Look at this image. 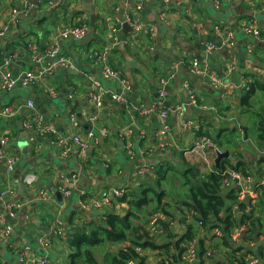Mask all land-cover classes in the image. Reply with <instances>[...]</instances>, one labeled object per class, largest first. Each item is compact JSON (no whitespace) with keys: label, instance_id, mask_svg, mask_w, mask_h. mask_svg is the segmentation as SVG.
<instances>
[{"label":"crops","instance_id":"0c3cea01","mask_svg":"<svg viewBox=\"0 0 264 264\" xmlns=\"http://www.w3.org/2000/svg\"><path fill=\"white\" fill-rule=\"evenodd\" d=\"M220 2L217 7L214 0H0L3 33L0 86L4 73L19 79L27 71L37 72L52 63V59L40 57L47 45L58 43V56L73 61L71 69L57 68L51 75L39 76L30 88L23 87L19 80L9 91L0 88V140L7 139L5 144L0 143V264H31L43 256L50 264H70L74 250L68 243L76 228L98 224L109 211L120 216L128 211V203L118 200L105 210L93 208L91 200L109 189L123 190L136 199L142 198L150 187L164 189L168 194L164 201L169 205L167 214L153 211L151 202L146 212L152 213L142 220L144 230L147 231L149 219L157 216L159 225L166 224L168 231L161 227L160 234L148 235L157 236L158 243L172 242L170 254L176 252L175 241L186 235L192 239L181 238V241H194L197 253L199 242L210 252L212 243L208 240L212 230L204 229L189 216L191 209L183 204L190 202L186 198L187 188L177 187L179 180L175 175L190 166L204 178L219 168L215 162L218 155L213 149L192 150L198 137L204 135L223 152L227 151L226 159L252 177V187L259 176L261 180L264 176V146L260 147L249 134L251 121L239 105L244 77L248 81H264V46L244 30L251 21L264 29V3L262 0ZM79 21L88 26L84 39L57 38L61 27ZM137 21L145 30H134L133 23ZM127 23L129 30L124 27ZM216 26L232 31L233 47L225 46L223 39L214 35ZM204 41L215 44L211 57L203 54ZM100 54H104V61L99 60ZM193 58L202 68L214 72L221 84L190 75L188 63ZM105 64L120 70L128 80L127 103L143 109L155 105L161 88L160 77L175 66V76L167 86V116L163 119L152 114L142 116L133 108L115 102L112 96L120 92V85L103 77ZM228 65L235 69L223 75ZM186 81L194 91L196 102L191 101L183 86ZM222 86L226 88V96ZM20 88L28 89L38 98L27 100ZM91 93L101 95V107L92 103ZM254 95L257 101L251 109L264 113V90L256 89ZM56 98L63 104L61 107L49 104ZM7 107L9 112L5 114ZM39 108L51 121L44 118ZM63 111L66 116L62 115ZM36 113L56 134L41 136L24 128L23 121ZM162 123L168 124L171 131L164 139L167 147L163 152L159 150L162 141L156 136ZM58 136H77L86 148L82 152L71 142V150L64 156L55 141ZM226 139L231 141L230 147L216 142ZM149 150L152 152L144 154ZM12 153L18 156V163L7 175L6 156ZM143 166L150 173H138ZM16 170L20 174L15 178ZM227 170L236 172L228 164ZM159 171L164 180H172V186L177 179L172 193L164 181L158 183ZM65 187L70 189L68 195L64 193ZM231 189L233 185H222L221 197L226 199ZM56 222L61 224L60 234L53 230ZM239 232L236 228L235 238ZM43 238L45 245L41 242ZM236 242L239 246L240 240ZM128 245L126 242L121 247ZM261 247L264 249V232L251 250L258 255L256 251ZM227 251L217 247L215 261L205 259V264H228L224 258ZM141 257L144 264L172 261L169 254L150 247L143 249ZM251 257L256 264H264V251L260 257ZM197 261L187 264H198ZM172 263L181 264V261Z\"/></svg>","mask_w":264,"mask_h":264},{"label":"trees","instance_id":"16d2710c","mask_svg":"<svg viewBox=\"0 0 264 264\" xmlns=\"http://www.w3.org/2000/svg\"><path fill=\"white\" fill-rule=\"evenodd\" d=\"M250 77L252 78V76ZM256 89L264 90V81L260 82L253 79L248 81L244 87L239 103L244 111L253 109L252 106L257 101L254 95ZM255 119L257 121L256 140L258 145L262 147L264 146V113H255ZM216 142L219 145L224 144L226 147L231 146V141L228 139L225 141L216 140ZM227 164L233 171L245 174V169L240 170L241 166L232 164L229 159L224 158L220 162L219 168L204 178H201L198 170L190 166L183 173L176 176H178L180 186L183 185L182 187L187 188L188 195L186 194V198L190 202L183 204L196 213V216L193 217L201 222L204 229L219 228L221 230L222 236L220 238L210 235L208 240L212 243L210 252L211 248L222 246L228 250L224 256L228 264H245V257L249 255L260 257L264 251L261 247L256 251L258 255H255L251 250L254 249L259 236L264 232V185L261 183L262 180L259 176L254 188L257 195L255 199L239 200L235 188L228 191L226 199L222 198L221 182L223 176L221 173L226 170ZM158 174V183L164 181V186L168 187L170 193H172V180L168 178L164 180L160 171ZM167 195L164 189L153 187L148 188L142 198L136 199L127 195V197L118 200L129 205L125 215L120 216L109 211L104 214V219L98 224L76 228L68 243L74 250L70 264H127L129 260H136L137 264H144V258L139 257L133 250L135 246H140L142 249L150 247L154 250L164 251L172 259L168 262L169 264L180 262L182 251L180 241L182 237L175 241L176 252L172 255L169 250V247L173 244L172 242L158 243L157 240H153L148 235L149 233L143 227L145 216L152 213L151 211L146 212V207L151 202L154 205L153 211H162L167 214L169 205L164 202ZM176 202L179 203L178 200ZM235 203L237 205L234 209L233 205ZM160 225L165 232L168 231L166 230V224L160 223ZM236 228H239L240 232L235 238L231 233ZM169 236L170 234L167 235V237ZM183 238L192 239L190 235L183 236ZM236 240H240L239 246H237ZM126 242L129 245L121 247ZM249 245L253 248H250ZM113 247H117V249L113 250ZM205 255L203 242H199L197 263L205 264V259L215 261L214 253L211 252L209 257ZM160 263H163V261H160Z\"/></svg>","mask_w":264,"mask_h":264},{"label":"built area","instance_id":"2783aa9c","mask_svg":"<svg viewBox=\"0 0 264 264\" xmlns=\"http://www.w3.org/2000/svg\"><path fill=\"white\" fill-rule=\"evenodd\" d=\"M162 1H167V0H162ZM264 3V0H262ZM215 5L217 7L220 6L221 2L220 0H214ZM264 9V7H263ZM134 25V30L137 32H141L144 29L143 25L139 23L138 21L133 23ZM245 32L248 33L251 37H253L256 41H259L263 46H264V29H259L255 22L251 21L249 24L246 25L245 27ZM214 35L217 37H220L223 39L224 45L227 47H233L234 44V37L232 31L226 29H222L221 26H216L213 29ZM3 33L0 32V36ZM88 34V26L86 23L83 21H79L76 24L73 25H65L61 27L58 31L57 38L58 39H76V40H81L84 39ZM151 34L153 32L151 31ZM203 46V54L206 58L211 57L215 50V44L211 41H204L202 43ZM59 54V45L58 43H54L52 45H47L45 47V51L43 54H41L40 57L46 56L49 59H52V63L47 64L46 66H42L37 72L34 71H27L24 73L22 77L18 78H12L10 74L4 73L2 74V84L0 86L3 91H9L14 87L15 84L19 83L23 87L30 88L33 85L36 84V80L38 79L39 76L42 75H51L57 68H64L66 70L71 69L73 67V61L69 57L65 56H58ZM44 55V56H43ZM99 60L104 61L105 57L104 54H100ZM39 58V57H38ZM37 58V59H38ZM37 59L35 61H37ZM41 58L38 59L40 61ZM234 67L232 65H228L225 70L223 71V75H227L228 73L234 71ZM188 70L190 72V75L196 76L201 80H206V79H211L212 82L215 85H220L221 80L218 79L215 76L214 72H211L207 69H204L201 67V64L198 60L193 58L189 63H188ZM176 73V67L171 66L161 77H160V85L161 88L158 91V98L155 103V105L151 106L149 109H143L141 106H132L129 105L125 99V94L128 92L130 85L126 77L122 74V72L118 69H114L109 67L107 64H105L104 67H102V75L105 79H113L115 82H117L120 85V92L118 94H114L112 96V99L120 104H123L124 107L126 108H133L134 110L138 111L139 114L142 116H148L150 114L157 116L158 118H165L168 114V108H167V99L169 98V92L167 89V86L170 84V82L173 80L174 76ZM243 84L246 86L248 82V78L244 77L242 79ZM184 88L188 92L190 99L192 102H196L194 98V91L191 88V85L189 82H184ZM244 86V87H245ZM247 89V88H246ZM222 91L223 95L226 96V88L225 86H222ZM54 95V93H51ZM101 95L98 93H91V100L92 103L96 107H101L102 106V99ZM28 106L33 108V105L31 103H28ZM9 108L7 107L4 111L5 114H8ZM23 126L29 131L34 132L37 135L41 136H48L52 137L54 134H56V130L49 124L44 123L41 118L38 116V114H34L28 118H26L23 121ZM187 127H189V124H186ZM170 126L166 123H162V126L159 127L158 131L156 132V136L162 141L161 145L159 146V150L163 152L166 147L167 143L164 141L169 135H170ZM6 138H2L0 140L1 144L6 143ZM198 141L193 145L192 150L195 149H201V150H206L208 147L213 149L217 155L222 154V150L208 139V137L202 135L199 136ZM56 143L61 147L62 155L66 156L71 150V142L75 143L79 150L82 152L86 148V144L81 142L77 136H73L70 138H63V137H57L55 139ZM152 152L151 150L149 151H144V154H148ZM6 161H7V167H6V174L10 175L13 170L16 168V165L18 163V156L15 154H9L6 156ZM138 173L140 174H147L150 173V169L147 167H140L137 170ZM223 180H222V185L223 186H229L233 185L234 188L237 190V195H239V200L240 199H246V198H256V192L254 191L255 186L252 187V177L243 174L241 172H232V171H223L222 173ZM261 183L264 185V176L262 178ZM64 193L68 195L70 193L69 188H64ZM124 197H127V194L123 190H117V189H109L107 191H104L100 197H98L95 200H91V205L95 209L99 210H105L107 208H110L113 206V203L115 200L122 199ZM238 200V201H239ZM236 203L234 207L236 208ZM85 204L83 203V207ZM8 211H11V207H7ZM189 216L193 217L195 216L193 211H189ZM159 218L157 216H152L148 223L146 230L148 231L149 235H157L162 232L161 226L159 225ZM198 224L202 226L201 222L198 221ZM53 230L56 234H60L62 232L61 224L59 222H56L53 225ZM211 235H213L216 238H220L222 236L221 230L219 228H213L211 229ZM231 235H234V231L231 233ZM46 239H42V245H45ZM180 247L182 249L181 251V264H187V263H192L193 261L197 260V251L195 247L194 241H181L180 242ZM135 253L140 257L143 256V249L141 247H135L134 248ZM205 256H210L209 252H206ZM245 262L247 264H256V260H254L253 257L247 256L245 257ZM31 264H50L49 259L46 256H43L39 260L35 261L33 260ZM127 264H136V260H129ZM164 264H169L168 262H165Z\"/></svg>","mask_w":264,"mask_h":264},{"label":"water","instance_id":"95a60500","mask_svg":"<svg viewBox=\"0 0 264 264\" xmlns=\"http://www.w3.org/2000/svg\"><path fill=\"white\" fill-rule=\"evenodd\" d=\"M94 24V17L92 18V24L91 26H93ZM124 27L126 28L125 30H129L128 29V23L127 24H124ZM92 29V27H91ZM213 41L215 42L216 40L213 38ZM76 67H78V64L76 65ZM73 72V71H72ZM21 93H23L25 95V98L27 100H36L38 97H36L31 91H29L28 89H22L20 88ZM58 99L59 98H56V99H51L49 104L52 105V106H57V107H61L63 104H60L58 103ZM39 112H41L43 115H44V118L47 120V121H51L50 117H48V115H46V112L42 109V108H39ZM64 116H66V113L63 111L62 112ZM243 131L244 133H246V129L243 128ZM229 157V153L227 151H224L222 154L218 155L215 162H216V166L219 167V161L222 159V158H227ZM20 174V171L16 170L15 173H14V177H18V175ZM64 264H67V263H64Z\"/></svg>","mask_w":264,"mask_h":264},{"label":"rangeland","instance_id":"374dc122","mask_svg":"<svg viewBox=\"0 0 264 264\" xmlns=\"http://www.w3.org/2000/svg\"><path fill=\"white\" fill-rule=\"evenodd\" d=\"M258 111V109H254V110H249V111H246L245 112V115H246V119H248L249 121H251V124H250V129H249V134H252L253 136V140H255L256 138V119H255V113ZM181 172V171H180ZM180 172L178 173H175V175H178ZM173 183V182H172ZM179 184V183H178ZM176 180L174 181V186H172V189H174L176 186ZM180 188V184L177 186ZM170 198V197H169ZM146 218V217H145ZM158 235V234H157ZM152 239H155L157 238V236H150ZM124 247V246H123ZM117 247H113V250H116ZM206 251V250H205ZM214 252V255L217 254L216 252V248H211V252ZM66 260L68 259V257L65 258ZM178 264V263H176Z\"/></svg>","mask_w":264,"mask_h":264}]
</instances>
